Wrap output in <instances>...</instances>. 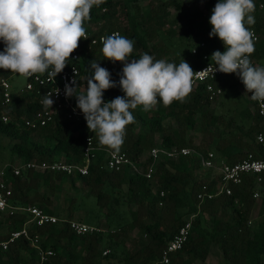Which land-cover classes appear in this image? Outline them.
Masks as SVG:
<instances>
[{"label": "trees", "instance_id": "16d2710c", "mask_svg": "<svg viewBox=\"0 0 264 264\" xmlns=\"http://www.w3.org/2000/svg\"><path fill=\"white\" fill-rule=\"evenodd\" d=\"M259 1L263 3V7L259 8L256 4L253 13L255 24L248 26L253 27L258 34L251 61L253 58L259 60L264 56V41L260 38L264 31V0ZM137 2L138 0H122L128 19L127 27L101 26L92 29L93 23L103 19L112 21L116 17V7L120 2L104 0V3L91 9L90 20L84 22L85 30L91 37L103 33L109 36L110 31L117 30L123 37L133 41L130 59H138L147 52L154 60H160L168 49L158 38L161 31L168 33L164 28L169 17L166 9L173 2H160L157 8L154 6L140 8ZM217 2L218 0H205V12L188 9L181 16L175 17L174 20L178 22L180 30L178 37L184 40L188 54L183 57L176 53L165 61L179 64L184 59L195 70L210 62L214 51H225L219 37L209 35L212 29L209 22L212 7ZM175 5L180 7L177 3ZM200 43L204 46H200ZM102 47V44H96L89 49L87 40L81 38L79 41L80 57L75 64L78 68L76 79L80 84V91L86 90L87 79L94 74V70H91L93 60H97L101 67L110 71L111 79L119 81L123 63L120 61L113 63L104 58ZM4 48L3 41H0V52ZM193 49H196L194 54L190 52ZM73 63L68 62L66 67ZM12 74L10 70L0 69V76H5L10 83ZM241 82L236 73L224 74L211 81L214 86L221 88V94L234 90ZM124 95L125 93L117 86L104 91V100L107 102ZM220 95L210 100L204 85H199L192 89L183 102L174 101L171 105L164 106L158 98L157 105L151 110L144 111L142 106L130 109L134 122L128 124L125 129L122 148L126 156L132 161L140 160L157 145L166 148L188 146L202 153H206L214 146L226 158V163H233L248 153L264 160V148L257 144L254 138L257 131H264L262 118L249 108L239 111L238 119L232 114L224 116L212 112L211 103ZM29 98V94L13 90L11 84L10 105L5 108L0 103V113L4 111L11 119L6 123L0 120V136L7 135L13 140L10 146L11 153L24 161L51 162L62 159L65 162H79L86 137L94 135L87 126L84 114L69 118L67 107L64 106L45 126L31 129L24 125V120L33 116L42 106L37 102H31ZM70 99L77 105L74 96ZM196 115L200 117L199 122ZM167 119L175 124L164 126ZM247 120L251 123L244 128ZM197 125L204 135V141L195 146L189 132L196 129ZM234 128L238 133L237 143H232L226 138L227 131ZM33 135H36L38 140H35ZM243 138L246 140L243 141ZM97 140L95 137L96 143ZM243 149L245 151L242 153ZM103 157L104 151H98L88 173L75 175L88 186L89 196L95 199V208H84L88 198L73 197L61 210L57 223L37 227L30 224V236H39L40 250H51L52 254L42 260L30 245V239L20 237L10 243L6 250L0 249V264H160L159 260L166 242L172 238L186 218L195 212L197 214L191 222L188 239L180 250L170 255V264H191L190 256L199 258L201 264H206L211 242L218 245L223 257L232 264H260L264 255V211L259 210L253 220L250 217L256 203L252 194L264 184V174H261L260 181L256 180L255 175L244 176L240 184L231 186L230 194L221 193L200 201L197 198L198 192H213L220 177L197 176L195 168L199 160L194 155L159 160L151 179L133 172L128 166L120 170L108 169L105 167ZM146 161L148 162L149 158L146 157ZM64 176H66L64 173L36 170H26L20 175H14L10 171V166L5 171L13 203L36 205L52 214L50 207L52 202L48 196L39 192V188L44 186L50 192H54ZM161 191L163 196H160ZM122 202L133 204L134 208H129L127 212L129 219L120 222L123 214L121 215L119 204ZM259 204L263 206L264 200ZM184 208H187L186 218L180 211ZM100 209H105L104 216L109 224L117 221L115 230L108 232L100 230L78 235L69 229L68 220L73 219L76 212L85 210L83 217L78 220L87 223L93 219L97 220L101 213ZM203 214H206L211 222L210 227L204 224ZM28 219L27 213L23 211H16L13 215H5L0 211V225L6 224L11 230L21 228ZM95 224L94 226L98 227L99 221ZM134 228L137 229L139 238H145V242L135 250L128 251L119 238H125ZM6 235L7 233L0 234V240L6 238ZM103 249L108 251L101 255Z\"/></svg>", "mask_w": 264, "mask_h": 264}, {"label": "clouds", "instance_id": "9594fccd", "mask_svg": "<svg viewBox=\"0 0 264 264\" xmlns=\"http://www.w3.org/2000/svg\"><path fill=\"white\" fill-rule=\"evenodd\" d=\"M102 3L104 0H0V41L5 45L0 52V69L25 78L47 74L53 83L81 38H88L84 22L90 20L93 6ZM255 9L254 0H218L210 16L209 35L218 36L225 51H214L210 59L215 64L213 75L217 71L236 73L251 99L264 108V66H255L250 59L255 46L248 26L255 24ZM101 42L104 58L123 63L119 81L111 79L110 71L93 60L94 74L88 77L86 90H79L74 76L65 84V95L76 98L77 108L99 143L114 150L122 145L126 126L134 122L130 109L142 106L144 111L151 110L158 98L164 106L183 102L192 91L194 78L212 64L196 72L184 59L179 64L154 60L147 52L130 59L133 41L118 32L101 37ZM117 86L125 95L106 102L104 91ZM55 92L59 95V89ZM53 104L52 92L45 94L43 107L52 108Z\"/></svg>", "mask_w": 264, "mask_h": 264}, {"label": "built area", "instance_id": "2783aa9c", "mask_svg": "<svg viewBox=\"0 0 264 264\" xmlns=\"http://www.w3.org/2000/svg\"><path fill=\"white\" fill-rule=\"evenodd\" d=\"M254 2L259 8L263 7V3L261 1L254 0ZM213 8L214 6L212 7V9ZM250 30L254 34L253 41L256 42L258 40V34L253 27H250ZM114 32L118 31L112 30L109 32L108 35L110 36ZM86 34L88 38L82 39L87 40L89 49L96 44H102L101 37H107L106 33L98 34L93 37H91L88 31H86ZM92 41H94V43H92ZM200 46L203 47L204 44L200 43ZM192 52L195 53L196 49H193ZM79 57V50L77 48L71 54V58L67 61L74 63L71 64L69 67H65L64 70L55 77L53 83H49L47 74H38L37 76L31 78H25V82L23 87L20 89V93L29 94V100L31 102H37L39 105L42 106L41 109L35 111L33 116L24 120V125L26 127L36 129L41 126H45L50 120H52L54 114L64 106L67 107V116L69 118L80 117L83 114V112L71 102V97H66L65 95V84L71 83L74 76L77 78L78 68L75 62L79 60ZM210 64L211 67L209 70L200 73L197 78H194L192 89H195L199 85H204V90L206 91L208 98L210 100H213L221 94L222 90L220 87L214 86L211 81L214 80L216 77L224 75L226 73L217 71L213 75L215 64L211 61L200 66L194 71H202L208 68ZM58 89L59 95H57L55 92L58 91ZM49 92H52V99L54 100V104L52 108L46 109L42 105V100L44 95ZM248 95L249 99L252 102L253 111L259 117H261L262 121L264 122V108L261 107L259 102L253 101L251 99V93H248ZM0 100L1 105L5 108L11 103V83L5 76H0ZM0 120L6 123L11 119L8 114L2 111L0 113ZM254 138L256 143L264 148V131H257L255 133ZM94 139V135L86 137L85 145L82 149L81 159L79 162H65L62 159H56L51 162L23 160L18 164H7L3 166L2 169H0V211L5 215H13L16 211H23L26 212L29 217V219L24 223L21 228L10 230L5 236L6 238L0 240V249L6 250L8 248V245L14 242V240L20 237H25L30 239V245L38 252L40 258L43 260L46 258L47 255H51L52 251L40 250L38 244L39 236L34 235L33 237H31L29 226L30 224L32 227H37L45 224L57 223L60 219L57 214L47 213L36 205H21L13 203L12 191L5 178V171L8 166H10V171L14 175H20L23 171L26 170L64 173L66 175L72 176L86 175L88 173L90 165L97 158V152L102 150L104 151L103 161L106 168L120 170L121 168L128 166L133 172L141 174L147 179H151L156 170V166L159 160L176 158L182 155H194L197 157L202 167L207 169L215 168L217 170V175L220 177V181L215 186L213 192H198L197 198L200 201L213 198L221 193L230 194L231 186L240 184L244 176L255 175L256 180L260 181L261 174H264V160L255 157L252 153H248L243 158L233 163L224 162L219 165H216V156L212 151L202 153L188 146H183L180 148H166L164 146L157 145L149 151L147 156V158H149L148 162H145L146 158L137 161H132L126 156L125 152L123 151L122 145L118 150H114L107 146L101 145L98 140L96 143ZM96 139H98V137ZM204 189L205 186L203 187V190ZM160 196H163L162 191L160 192ZM252 196L256 202L264 200V184H261L257 189H255ZM196 214V212L190 214L186 218V220L179 226L172 238L166 242V245L162 250L161 257L159 260L160 264H170V255L183 247L190 234L192 226L191 222L196 216ZM68 227L72 232L78 235L91 233L94 231H100L98 227L87 224L84 221L74 218L68 220ZM107 251L108 250H104L102 253L105 254Z\"/></svg>", "mask_w": 264, "mask_h": 264}, {"label": "rangeland", "instance_id": "374dc122", "mask_svg": "<svg viewBox=\"0 0 264 264\" xmlns=\"http://www.w3.org/2000/svg\"><path fill=\"white\" fill-rule=\"evenodd\" d=\"M120 2V5L116 7V17L114 20L110 21L107 19H103L98 23H93L91 25L92 29H98L99 27H111V26H120V27H127L128 26V19H127V14H126V9L123 8L122 0H114ZM160 2H173L171 3L170 6L167 7V11L169 12V17L166 25L164 26L166 32L163 31L160 32L159 34V40L163 43L164 47L168 49V52L162 54V59L167 60L169 58H172L176 53H179L183 57L188 54L186 51V46L184 40L180 39L178 37V34L180 33L179 30V24L176 22L174 19L176 16H181L184 11L186 10H200L205 12L204 8V3L205 0H138L137 4L140 8L144 7H149L151 6L156 7ZM177 3L180 5L178 8L175 4ZM157 8V7H156ZM131 10V9H130ZM261 11V10H260ZM180 23V21H179ZM120 35L122 36V33L120 32ZM261 39L264 41V31L261 34ZM192 53V50H190ZM194 54V53H192ZM254 61L253 65L255 66H264V56L260 58L259 60H255L253 58L252 62ZM11 79V84L13 87V90H16L20 92L19 90L23 87L24 82H25V77H22L18 75L17 73H13L10 76ZM85 88V87H84ZM163 105V103H161ZM243 108H249L250 111H253V107L251 104V101L249 99L248 92L245 88V85L243 82L238 84L234 90L228 91V92H223L216 100H214L211 103L210 109L212 112L217 113V114H223L224 116H228L229 114H232L234 118L238 119V113L241 111ZM196 120L197 122L200 121L199 115H196ZM250 120L245 121V126L244 128H247L248 125L250 124ZM170 124H175L173 121H170L169 119L165 120L164 126H168ZM261 124L263 125L264 122L262 121ZM198 125L196 129L192 130L189 132L191 141L192 143L197 146L200 143L204 141V135L201 133V131L198 129ZM94 136L97 138L98 136L94 133ZM237 130L234 128L232 130L227 131L226 133V138L230 139L232 143H237ZM33 138L35 140H38V137L36 135H33ZM157 139L159 142V136L157 135ZM243 141L246 140V138L242 139ZM13 140L11 137L7 135H1L0 136V168L5 166L7 163L15 162V155H13L10 151V146L12 145ZM209 151H212L215 156L216 160L215 163L216 165H219L221 163L226 162V158L223 157L216 149L214 146H211V148L208 149ZM245 151V149L242 150V153ZM148 156V153L144 154L143 158H146ZM22 161V159H21ZM20 160L16 162V164L21 162ZM195 174L199 177H207V176H218L217 175V170L214 169H207L204 168L200 165V163L197 165L195 168ZM39 192L41 194H44L45 196H48L52 202L51 204V209L54 214L60 215L61 210L63 207L66 206L68 200L70 198H75L79 196H83L88 198L87 199V204L84 206V208L88 209H93L95 208V199L93 197L89 196V188L86 185L85 182L82 181L81 178L77 176H64L59 182L56 187V190L54 192H50L47 187L41 186L39 188ZM119 208L121 211V215L123 214V217H121L118 221L123 222L124 220L129 219L128 215V210L129 208H134L133 204H127V203H120ZM259 210L262 212L264 211V204L263 206H260L259 202H256L251 214L250 219L253 220L259 213ZM101 213L98 216L97 220L93 219L92 221H89L87 223L91 225H96L95 222L99 221V226L98 228L103 231V232H108V231H113L117 228V221L111 222L109 224L106 221L105 218V209H100ZM181 212H183V217H187V208L181 209ZM85 210H81L79 212H76L73 216L75 219H81L83 217ZM2 217H5L2 215ZM203 217L205 218L203 221L204 224L207 225V227L211 226V222L208 220V217L206 214H203ZM11 230V227L7 226L6 224L0 225V234L3 235L5 233H8ZM124 242V246L128 251L135 250L138 248V246L141 243L145 242V238H139L137 235V229H132L128 235L125 238H119ZM105 249H103L104 251ZM102 251V250H101ZM102 251V252H103ZM101 252V255H104ZM191 259V264H201V261L199 258H196L194 256H190ZM206 264H232L228 260H226L223 257V254L218 247L217 244L214 242H211L209 245V250H208V255L205 260ZM260 264H264V255L261 258Z\"/></svg>", "mask_w": 264, "mask_h": 264}, {"label": "crops", "instance_id": "0c3cea01", "mask_svg": "<svg viewBox=\"0 0 264 264\" xmlns=\"http://www.w3.org/2000/svg\"><path fill=\"white\" fill-rule=\"evenodd\" d=\"M19 160L21 161V159L15 157V162L7 163V164H16V162H18ZM22 161H23V160H22ZM22 161H21V162H22ZM7 164H6V165H7ZM0 169H2V168H0Z\"/></svg>", "mask_w": 264, "mask_h": 264}]
</instances>
